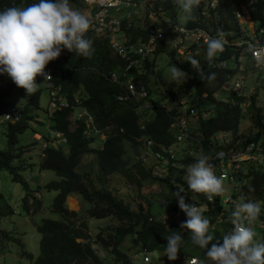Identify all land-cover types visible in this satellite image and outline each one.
<instances>
[{"label": "trees", "instance_id": "obj_1", "mask_svg": "<svg viewBox=\"0 0 264 264\" xmlns=\"http://www.w3.org/2000/svg\"><path fill=\"white\" fill-rule=\"evenodd\" d=\"M38 2L39 0H0V11L10 7L24 8ZM84 4L85 0H70V5L76 10H79ZM235 7L236 4L228 0L220 1V15L212 31L227 30L229 27L237 28L233 17ZM200 8V5L194 7L192 14L194 18H189L185 14V25L193 27L199 24L208 27ZM224 8L225 12L223 11ZM153 10L156 12L162 10L170 17H177V7L172 0H155ZM250 14L259 24H264V0H253ZM159 20H154L151 23L146 21L137 23L136 20H129L124 17L121 18V27L129 39L136 42L137 39H146L150 24L165 23L162 17ZM85 38L92 41L93 53L90 57H82L63 49L61 55L46 66V69L52 74V82L59 86V93L68 102V105L53 109L48 116L50 126L61 130L66 135L67 149L65 150L62 144L58 147L46 146L41 150L39 159L41 169H52L58 176L47 180L42 186L56 190L51 206L60 212L62 217L58 219L49 216L42 217L36 223V229L40 234L37 254L25 249H22L21 253L29 259L28 264H111L104 260L93 247L90 235L85 229L87 222L85 220H81L80 223L76 222L75 217L79 211L70 209L66 205L67 196L76 193L89 202L90 206L87 208V213L90 216L101 217L114 213L121 220L120 224L112 227V230L107 233L97 231L95 240L109 248L112 254L123 260L124 264H166V259L164 261L152 259L144 263L134 262L125 251L121 250V245L127 236H131V240L138 250L152 251L157 249L163 251L168 243L165 236L173 232L179 233L182 237L179 254L196 255L201 259L199 264H207L206 249L195 245L189 231L181 228L182 222L186 221L188 217L179 208L178 197L175 196V192L182 188L184 192H181V195L185 197L186 203L192 204L205 199L204 194L191 192L188 189L184 177L187 167L193 162V157L181 158L183 166L169 164L164 175H153L151 174L152 166H148L150 161L138 152V145L141 142L146 147L149 146L154 152H158L161 151V146H168L174 140V132L169 127L171 116L167 110L159 106L148 109L146 114V110L138 109L132 101L118 99L117 95L124 89L118 83L110 80L107 75L112 70H117L124 65L125 60L113 53L107 38L96 35L94 30L89 29ZM165 45L167 44L161 39L157 44L155 54L163 50ZM195 49L197 46L192 45L190 55L186 59L175 57L174 49L170 50L171 61L183 70L185 75L195 77L194 84L190 86L185 81L176 84L172 80L163 78V89L157 93V97L172 102L184 95L185 92L191 91V93L199 95L206 91L204 97L190 99L194 106L197 105L198 108L202 106L208 111L206 117L199 119L197 128L202 135L205 152L212 155L220 148L244 147L250 139L256 140L258 138L259 131H255L252 136L247 137L238 135L237 129L242 117L238 106L229 105L227 102L222 103V99L221 101L215 100L213 96L214 90L233 72L231 67L213 65V62L216 59L225 58L231 50L225 46L224 52L218 53L211 64L207 60L200 63L205 75L210 72L216 73V79L208 83L200 78L199 73L188 62L190 57L195 58ZM155 54L153 53V56ZM154 60L155 57L152 59L147 57L144 60L145 66L150 71L154 68ZM90 65H93L94 68H90ZM147 75H143L146 80L148 79ZM10 88L11 85H7L0 89V105L8 95ZM74 103L83 105L92 115L96 125L106 132V136L101 139V145H92L94 136H86L83 133L84 116L77 119L75 126L69 127V115L73 111L71 104ZM33 104H38V91L29 96L22 108L21 118L17 122L7 123L5 133L8 146L0 148V168H7L12 173L13 178L20 181L25 188V194L22 197L25 210H29L31 205L36 209L41 205V199L35 196L29 203V193H32L33 189L29 187L27 179L18 172V168H24L28 164L26 161H22L24 150H18L15 146L17 133L24 130L27 118L35 117L30 112V107ZM1 109L2 106H0V112ZM252 118L258 125L260 122L259 108H256V113ZM217 129H230L233 134L232 141H228L225 145L213 146L209 140ZM148 139L151 140V143L147 142ZM131 147H134V150L127 152ZM85 153L93 154L96 167L78 168ZM15 157L19 161L13 164ZM201 157H197L196 161ZM209 163L215 165L217 160L211 159ZM244 163L253 165H249L250 167L245 173L249 178L247 184H240L243 189L242 198L246 202L261 201L263 213H260L258 218L263 221L264 234V167L255 166L254 163L257 161L253 159ZM245 169V165L237 168L238 173ZM115 172L138 185L145 178L155 179L161 184H165L170 197L164 205V211L171 215L178 213L177 217L166 221L165 214L162 217L161 215L155 216L150 197L143 195L142 199L134 200L125 193L116 191L115 187H110L108 178ZM40 186L39 184L37 188ZM37 188L35 190H39ZM12 211L13 208L4 202L0 192V214H8ZM200 211L204 218L210 222L208 235L213 236V241L210 242L209 247L217 242L222 244V236L230 232L233 227L229 220L232 211H225L223 202L219 197L207 202L206 207ZM81 237L83 239L78 240Z\"/></svg>", "mask_w": 264, "mask_h": 264}, {"label": "clouds", "instance_id": "obj_2", "mask_svg": "<svg viewBox=\"0 0 264 264\" xmlns=\"http://www.w3.org/2000/svg\"><path fill=\"white\" fill-rule=\"evenodd\" d=\"M87 2L93 3L94 0H87ZM176 3L189 18H194L192 15L193 9L200 5L201 0H176ZM219 5L218 11L220 15L221 10ZM212 7H215V0H213ZM223 11L225 12V8ZM90 25L91 20L89 15L83 11V8L74 10L70 5V0H39L38 3L24 8L10 7L4 11H0V89L7 85H11L12 87L13 83H7L6 81V78L11 77L13 82L18 87L23 88L28 96L36 94L37 91L39 96L38 83L36 82V77L39 75L49 83V104L51 105V107L49 106V111L51 112L53 109L59 108L51 104L52 95L61 96L64 102H67V99L59 93V86L54 85L52 82V74L46 69V66L50 61L57 59L63 49H67L82 57H90L93 53L92 41L85 38ZM174 31L183 32L184 28L183 26L177 25ZM163 41L166 44L168 43V41ZM205 44L207 45L206 59L211 64L217 56V53L224 52L228 41L224 38L223 32H220L218 36L205 40ZM248 48L257 67L264 69V46L249 44ZM153 53L155 54V51ZM153 53L150 59H152ZM196 55H199V53L197 52ZM188 62L199 73L202 80L211 83L216 79V73L214 72L205 75L197 59L190 57ZM148 70L145 75L148 74ZM170 72L171 80L176 84H180L181 79L185 76V72L175 66L170 69ZM3 101L0 105L2 106L0 119L6 120L7 123L17 122L21 118L22 108L28 100L20 107L9 102L4 104ZM37 105H39V102ZM66 105H68V102ZM75 105H78L81 110L85 108L79 103L71 104L72 108ZM61 106H65V104ZM10 107L13 108L14 113L6 117V113L10 111ZM137 108L148 111L152 107L142 108L137 105ZM169 115L171 116V113ZM72 117H74V122H76L82 115L78 116L76 113L73 114L72 111ZM169 127L174 132L175 140V129L170 124ZM191 128L192 132L195 131L202 139V135L197 129L198 126L194 127L193 125ZM99 129L103 131L102 128ZM56 130L62 132L51 126L49 127V131L43 134L34 131V137L36 139H43V143L47 141V144H42L41 150L49 145L58 147L62 144L66 146L65 143L67 140L65 142H58L54 138L53 131ZM103 133L106 132L103 131ZM62 134L64 133L62 132ZM86 136L95 137L99 136V134L96 133ZM184 142L186 141H176L174 144L176 146H182L185 144ZM144 147L146 148L145 145ZM141 154L146 158H152L153 156L142 152ZM194 155H190L193 157V162L187 167L184 177L188 189L191 192L202 193L206 197L199 202L190 204L186 203L185 197L181 195L184 189L179 188V191L175 192V196L178 197L179 208L188 217L186 221L182 222L181 228L189 231L192 242L195 245L206 249L207 258L214 262V264H264V242H259L254 239L256 233L250 227L258 219L261 207L257 202L248 201L235 205L236 202L233 201L235 199H243L242 193L239 194L242 189L240 184H245L246 180L239 178L237 170L235 173V179H239L237 186L233 187V193L223 197L225 191L223 179L228 181L232 180L219 177L218 172L213 171L208 157ZM197 157L201 158L196 161ZM170 165L183 166L180 159H178L177 164ZM151 174H153L152 168ZM215 197H219L222 200L226 212L232 211L229 220L233 227L230 232L222 236V244L217 242L209 247L210 242L213 241V236L208 235L210 222L204 218L200 210L205 208L207 202H211ZM226 203H230V205L226 207ZM176 214L178 215V213ZM165 238L168 243L165 250L162 251V256L152 257L151 250H139V253H137L140 255L139 263L149 262L152 259L158 261H164L166 259L167 264L168 259L176 260L181 249L182 237L179 233L173 232L165 236ZM142 251L148 252L150 256L149 260H143ZM179 255L191 256L186 254ZM194 256L198 258L200 263V258L196 255Z\"/></svg>", "mask_w": 264, "mask_h": 264}, {"label": "built area", "instance_id": "obj_3", "mask_svg": "<svg viewBox=\"0 0 264 264\" xmlns=\"http://www.w3.org/2000/svg\"><path fill=\"white\" fill-rule=\"evenodd\" d=\"M220 1L215 0V7H212L213 0H201V14L206 20L208 27L199 24L188 27L176 17H170L163 13L162 10L158 12L153 10L154 1L150 4L149 0H94L91 8L86 12L91 20L89 29L94 30L95 34H104L103 38H107V41L109 40L108 45L112 52L125 60L124 65L117 70H112L107 75L110 80L118 83L124 89L123 92L117 95L118 99L132 101L142 108L159 106L167 110L168 113H171L172 121L170 126L175 129L176 139L168 146H161V151L158 152H154L149 146L146 147L150 151V154L156 156L158 159L159 165L152 166V173L154 175H164L169 164H177L178 159L195 154L194 156L204 155L209 160L216 159L217 163L215 165L210 163L213 171H217L219 177L233 180L236 177L237 168L240 166L239 159L251 158L258 161L264 158V94L260 93L261 88L264 90V78L260 76V72H263L264 75V69L257 67L248 48L249 44L264 46V24H259L250 14L253 0H228L236 4L233 10V17L237 28L229 27L227 30L217 29L212 31L218 21V5ZM149 7L151 8L150 11H153L152 13L157 14L154 20H159L162 17L165 23L150 24L146 39H137L136 42H132L122 30L121 18L127 17L131 12L147 10ZM177 25L183 26L184 31H174ZM220 32H223L224 38L228 41L226 47L231 52L225 58L214 60L213 65L231 67L233 72L229 75V78L225 79L214 90L213 96L215 100L221 101L222 99V103L227 102L229 105H237L239 110L241 108L242 110L249 111L247 106L253 107L255 111L252 116L255 115L256 108H259L260 122L256 129V131H259V136L256 140L250 139L244 147L234 148L229 146L228 148H220L212 155H209L203 149L201 137L195 131L192 132L191 127L193 125H191L189 120V116H194V107H196L197 111V124L194 127L199 126V117H206V113L208 114V111L202 106L198 108L197 105L194 106L190 102V99L204 97L207 92L203 91L199 95H195L191 91L185 92L184 95L179 96L172 102H168L164 98H158L148 88L146 84L148 80L143 76L149 69L145 66L144 60L147 57H151L161 39L169 42L174 49L175 57L185 59L188 57L187 53H190L192 45H196L197 48L206 45L205 40L218 36ZM229 58H233V64L228 61ZM249 72H257L256 75L253 73L250 76L252 83L245 78L246 73ZM217 92L221 94H217ZM51 104L60 107L63 104L66 105L67 102H64L61 96L52 95ZM186 105H188V108ZM13 113L14 110L10 107V111L6 113V117ZM80 115L84 116L85 127L83 128V133L85 135L96 133L101 135L103 131L96 125L92 115L86 108H82V113L78 116ZM219 135L225 136L226 132L220 131L217 133L215 131L211 135L209 141L213 146L225 145L228 142L220 141L216 137ZM53 136L58 142H65L67 140L66 136L57 130L53 131ZM176 141L186 142L182 146H176L174 144ZM147 142L151 143V140L148 139ZM43 144H47V141ZM166 159L169 160L167 164L164 163ZM142 254L143 260L150 259L147 251H142ZM179 257L180 259L174 261L173 264L199 263L198 258L194 255L187 257L178 254Z\"/></svg>", "mask_w": 264, "mask_h": 264}, {"label": "rangeland", "instance_id": "obj_4", "mask_svg": "<svg viewBox=\"0 0 264 264\" xmlns=\"http://www.w3.org/2000/svg\"><path fill=\"white\" fill-rule=\"evenodd\" d=\"M149 1L150 4H152L154 0H149ZM172 1L174 2L175 7H177L176 18L181 23H184L186 20L185 13L182 11V9H180L178 4L176 3V0H172ZM91 5H93V3H88L87 0H85V4L81 8H83L84 12H88L89 9L91 8ZM73 9L76 10L75 8ZM150 9L151 8L149 7L147 10H142V11L139 10L138 12H131L127 16V18L129 20H136L137 23H143L145 21L151 23L152 21H154L157 14L152 13L153 11H150ZM120 33L122 34V32ZM96 35L101 37L105 36L104 34H96ZM168 43L167 45H165L163 50H161L160 52L155 54V56H153L155 57V60L153 62L155 68L151 71L150 70L148 71V75H147L148 81L146 84L151 89L152 93L155 95H157V93L163 89V85H162L163 78L166 80H171L170 69L174 66L179 68L173 61H171L170 50L172 49V47ZM206 50H207V46L202 45L199 48L195 49L194 51L195 59H197L200 63L207 60ZM197 52L199 53V55H196ZM187 55L189 56L188 53ZM228 61L231 64H233L234 62L233 58H229ZM91 67L94 66L90 65V68ZM253 73L254 72L251 73L249 72L246 73L245 75V78L251 83L252 80L250 79V76H252ZM256 74L257 72L254 73V75ZM260 76L264 78L263 72H260ZM6 81L7 83L12 82L13 84L9 90L8 95L4 99L3 103L5 104L9 102L18 107L23 106V104L28 100L29 97L26 94V91L23 88L18 87L13 82L11 77L6 78ZM181 81H185L191 86L195 82V77H190L185 75L181 79ZM36 82L38 83V90H39V96H38L39 105L33 104L30 107L31 113L35 115V117L27 118L26 127L24 128L23 131L17 133L15 146L18 150H22V149L24 150L22 155L23 156L22 161H26L28 164L24 168H18V172L20 175H22L24 178L27 179L29 183V187L33 189L32 193H29L30 194L28 197L29 203L33 200L35 196L41 199V205L37 209L34 208L33 205H31L29 210H25L22 204V197L25 194V188L23 184L20 181L14 179L12 173L7 168H0V192L2 193V198L4 199V202H7L13 208V211L8 214H0V264H28L29 259L27 258L26 255L21 253V250L25 249L32 251L34 254H37L39 250L38 242H39L40 234L36 229V223L39 222L44 216H49L57 219L62 217L61 213L54 210L51 206L52 199L56 193V190L48 189L42 186L47 180L57 178L58 176L55 173V171L52 169H48V168L41 169L39 167V159L41 156V147L43 144V139H36L34 137V131H38L42 134L49 131L50 123L48 120V116L49 113H51L49 111L51 105L49 104L48 81H45L42 76L38 75L36 77ZM260 93L262 95L264 94V90L262 88L260 89ZM217 94H221V93L217 92ZM186 107L188 108V105H186ZM247 108L249 109V111H245L240 108L241 110L240 114H242V117L239 122L237 134L240 135L241 137L252 136L257 129V125L252 118L255 109L251 106H247ZM138 109L142 110L141 108ZM147 112L148 111L146 110V114ZM74 113L78 115L82 113V110L79 109L78 105H75L73 107V114ZM69 116H70L69 127H73L77 124V121L74 122V117L71 118V112ZM196 116H197V111H196V107H194V116L193 117L189 116L191 125L197 124ZM198 119H200V117ZM6 129H7V121L0 119V148H4L8 146V140L5 133ZM220 131L226 132L225 136L222 135L216 136L220 141H225V142L232 141L233 134L230 129L216 130L217 133ZM105 136L106 133L103 134V132L101 133V135L95 136L92 145H101L102 143L101 139H103ZM126 144L128 143L126 142ZM63 148L66 150L67 146H63ZM133 150L134 147H131V149H128L127 152H131ZM138 152L150 154V151L144 147L142 142L138 145ZM147 159L150 161L148 166L159 165L156 156L153 155L152 158L151 157L146 158V160ZM250 159L251 158L238 160L240 163L239 166L240 168L242 165L246 166V169L239 173V178H244L246 180L245 184H247L249 180L248 176L245 173L248 171L250 167L249 165L252 166L253 164H245L244 162ZM18 161H19L18 158L15 157L13 160V164L18 163ZM168 162H169L168 159L164 161V163L166 164ZM254 164L255 166L264 167V159H260L257 161V163ZM90 166L96 167V160L92 153H85L82 157L80 165H78V168L84 169V168H89ZM238 181L239 179H234L232 181L223 179V186L225 189L223 197L233 193V189H234L233 187L237 186ZM39 184L41 186L37 188ZM108 185L112 188L115 187L116 191L119 190V193H125L134 200L142 199L143 195L150 197L152 199V208L155 216L161 215L162 217L165 214L166 221H170L173 218L177 217L176 213L171 215L166 211H164L165 210L164 205L170 196H169V191L165 187L166 185L161 184V182L158 180L145 178L142 179L141 184L138 185L135 182H131V180L130 181L127 180L120 173L115 172L109 176ZM36 188L39 190H35ZM242 191L243 189H241L239 194H241ZM75 194L76 193H72L67 196L66 205L70 209H76L79 211L77 217H75L77 223H80L81 220L82 221L85 220L87 222V226L85 229L86 232L90 235V239L93 247L96 249L99 255L107 262L111 264H124L123 260L121 258L120 259L117 258L115 254H112L109 248L103 246L101 243L95 240L97 231H103L104 233H107L108 231L112 230V227L120 224L121 220H119L116 214L114 213L101 217L90 216L87 213V208L90 206L89 202L85 201L81 196ZM233 201L236 202L235 205L237 203L246 202L244 199L242 200L235 199ZM257 203H259L261 207L260 213L262 214L263 212H262L261 201H258ZM229 205L230 203L225 204L226 207ZM250 227H252L256 233V237L254 239L258 240L259 242H264L263 221H261L258 218L254 222V224H252ZM82 239H83L82 237L78 238V240H82ZM131 241H132L131 236H127V238L121 245L122 247L121 250L125 251L128 254V256H130L132 261L139 263L140 255L137 254L139 253V250L137 249V246L134 244V242ZM151 256L160 257L162 256V251L154 249L151 251ZM177 259H180V257ZM174 261L168 259L169 264H173ZM206 262L207 264H214V262L210 261L209 259H207Z\"/></svg>", "mask_w": 264, "mask_h": 264}, {"label": "water", "instance_id": "obj_5", "mask_svg": "<svg viewBox=\"0 0 264 264\" xmlns=\"http://www.w3.org/2000/svg\"><path fill=\"white\" fill-rule=\"evenodd\" d=\"M97 6H98V4H97Z\"/></svg>", "mask_w": 264, "mask_h": 264}]
</instances>
